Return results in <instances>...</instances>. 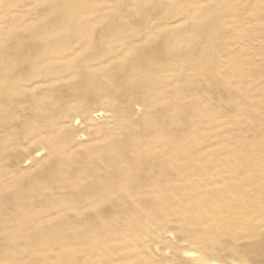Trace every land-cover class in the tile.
I'll return each mask as SVG.
<instances>
[{"label": "bare ground", "instance_id": "1", "mask_svg": "<svg viewBox=\"0 0 264 264\" xmlns=\"http://www.w3.org/2000/svg\"><path fill=\"white\" fill-rule=\"evenodd\" d=\"M0 264H264V0H0Z\"/></svg>", "mask_w": 264, "mask_h": 264}, {"label": "rangeland", "instance_id": "2", "mask_svg": "<svg viewBox=\"0 0 264 264\" xmlns=\"http://www.w3.org/2000/svg\"><path fill=\"white\" fill-rule=\"evenodd\" d=\"M27 10H29V9H27ZM33 11H34V10H33ZM236 59H237V61H241L242 57L239 56V57H237Z\"/></svg>", "mask_w": 264, "mask_h": 264}]
</instances>
